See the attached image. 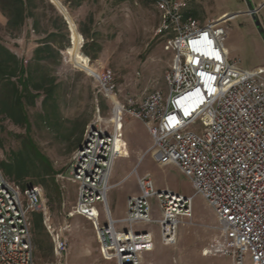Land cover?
<instances>
[{
    "label": "built area",
    "instance_id": "built-area-1",
    "mask_svg": "<svg viewBox=\"0 0 264 264\" xmlns=\"http://www.w3.org/2000/svg\"><path fill=\"white\" fill-rule=\"evenodd\" d=\"M148 1L160 13L157 34L169 35L165 49L173 53L168 92L155 89L141 100L129 97L123 103L112 71L99 75L111 105L112 127L99 117L86 130L70 165L78 191L67 216L89 219L102 257L117 264H141L142 253L153 248L149 231L117 230L107 203L111 170L122 152L118 126L130 115L152 135L155 159L178 165L215 210L220 236L207 252L228 256V264H245L247 256L252 264H264V66L245 68L228 57L224 17L201 23L185 14L182 0ZM198 122L200 127L193 129ZM139 184L141 193L129 198L124 220L131 225L151 221L149 199L156 197L162 241L176 243L179 223L192 216V198L156 189L149 175L139 177ZM32 211L43 212L56 261L35 260ZM48 214L39 186L22 191L0 168V264H62L68 243Z\"/></svg>",
    "mask_w": 264,
    "mask_h": 264
},
{
    "label": "rangeland",
    "instance_id": "rangeland-1",
    "mask_svg": "<svg viewBox=\"0 0 264 264\" xmlns=\"http://www.w3.org/2000/svg\"><path fill=\"white\" fill-rule=\"evenodd\" d=\"M182 1L201 23L223 11H231L224 14L223 20L228 31L225 48L230 49L229 58L245 68L264 65V38L250 10L256 7V15L264 27V0ZM84 4L86 6L74 12L76 26L71 19L70 24H64L50 0H30L28 16L21 27L10 28L4 19L0 20V42L17 54L33 82L52 89L50 98L42 91L36 104L27 106L29 128L0 116V168L5 177L20 185L22 191L29 185L41 188L43 203L54 227L70 225V247L62 264H117L116 260L102 257L89 220L77 215L67 217L76 203L78 191V183L70 174V165L79 148L78 140L84 139L93 122L100 117L104 124L112 127L109 121L111 105L98 75L112 71L118 99L123 103L129 97L141 100L155 89L166 95V74L171 68L173 53L165 49L169 35L157 34L160 18L152 2L85 0ZM87 15L92 21L85 18ZM84 25L90 27L89 38H82L80 34ZM46 45L49 53L44 55H48L36 59L35 49ZM82 52L89 58H83ZM199 127V122L192 126L193 129ZM142 170L151 173L156 186L159 181L162 187L191 197L196 221L209 225L216 223L213 207L196 190L190 178L171 165L161 167L150 154L141 159L138 171L141 173ZM136 180L133 172L123 186L131 183L135 186ZM120 191L118 187L112 192ZM150 202L154 214L157 213L158 199L151 198ZM101 206L97 204L98 210ZM35 212L40 211L30 213L35 260L56 261L54 243L44 216L42 228L34 229ZM189 222L196 225L192 217ZM186 226L181 224L180 227ZM193 227L194 232L188 230L183 236H177L176 250L167 251L160 244L144 258L156 264H170V261L171 264H209L201 260L202 252L218 234L213 235L208 244L207 239H199L197 226ZM148 228L154 232L156 241H160L157 225L151 224ZM211 256L217 258H211L216 264H219L218 259L224 258L222 255ZM245 264H252L250 256L246 257Z\"/></svg>",
    "mask_w": 264,
    "mask_h": 264
},
{
    "label": "crops",
    "instance_id": "crops-1",
    "mask_svg": "<svg viewBox=\"0 0 264 264\" xmlns=\"http://www.w3.org/2000/svg\"><path fill=\"white\" fill-rule=\"evenodd\" d=\"M25 1H26V6H28L30 0H25ZM56 1H57V3H56ZM50 2L53 4L54 7H56V9H57V11L59 13V16L61 17L62 21L63 22L65 21L67 24L71 23L70 19L75 24V22L73 20V18L75 16L74 12L75 11H79L81 9V7L86 6V4H84L85 0H50ZM251 5L252 4H250V6ZM254 8L255 9H253V10L250 9L251 12L254 11L255 13H257L255 6H254ZM183 9H184L185 14H186V12H189V10L185 8V4H184V8ZM230 12L231 11H228V10L227 11H223L222 13H220L218 16H216L214 18H217V17L226 18L224 16V14H227V13H230ZM8 14H9V10L5 7V1L4 0H0V20L4 19L6 21V24L9 21V15ZM27 16H28V10H27ZM191 16H193V15H191ZM26 18H25V20H26ZM85 18L88 19V15ZM159 18H160V13H159ZM25 20H24V22H25ZM81 21H83L84 23L86 22V20H81ZM88 21L90 22V21H92V19L89 18ZM160 21H161V18H160ZM75 26H76V24H75ZM89 28L90 27H87V26L84 25L83 27L80 28V30H82V31L86 30L89 33V31H90ZM88 33L86 34V38H89V34ZM80 34L82 35V38L85 37L82 33H80ZM263 38H264V36H263ZM228 50H230V49H226L225 48V51H226L227 55H228ZM228 57H229V55H228ZM262 66H264V65H262ZM135 124H139L140 126L137 128L135 126ZM144 126L146 127V125L143 123V121H141V120H139L137 118H134V117H132L130 115H126L122 119L121 123L118 126V135H119V137L121 138V141H122V152H121V155L115 159L113 167H112V170H111V174H110L111 188L109 189V192L107 194V203H108V206H109V209H110V212H111V217L114 220H117V222L115 223V227H116L117 230L126 231V230H130L132 228L135 231L144 230V231H149L152 234L153 243H154L153 248L151 250H147V251H144L142 253V255H141V264H156L155 262L148 261L147 259L144 258V256H146L148 253H151L152 251H154L158 247V245H160V244H162L163 247H165V249H167V251L176 250V248L174 247V245H176V243H174V244H165L162 241V238H160V241H156L154 232L152 231V229L148 228L151 224H156L157 227L160 230V237H161V226H160L159 220L162 217V210L160 208V205L158 204L159 205V208L157 210L158 212L154 214V209H153L152 204L150 202L151 198H156V197H151L149 199V203H150V217L152 219L151 221L137 222V223H134L133 225H131L130 223H128L124 219L128 216V200H129V198L132 197V196H137V195H139L141 193V187H140V184H139V177L145 176V175H149V177L151 178V180H152V182H153V184H154L156 189H168V187H162L161 186V182H159V181L157 182V186H156V183H155L154 178L152 177L151 173L149 171H146V170H142V172L140 173L138 171V165H139L141 159L143 158V156L145 154H150L153 157V159L155 160V162L158 163L161 167H166L168 165H171V167H173L175 170H177V171H179L181 173H183V172L179 168V166L176 165L175 163L161 164L155 159L154 155L150 153V149H151V147L153 145V138H152V135L150 134L149 130L147 129V127H146V130L143 129ZM143 131H144V134L142 135L141 133H143ZM78 141L79 142H78V146L77 147L80 146V144L82 143L83 139L81 138ZM133 172L136 173V177H137V180L135 181V186H132L133 183H131V185L123 186L124 181ZM118 187L121 188L120 193L112 192L114 189H116ZM44 206L46 208L45 204H44ZM100 208L101 209L99 210V212L101 213V217H102V214H103L102 222L105 223L106 222V216L104 214L103 206H101ZM77 216H80V217H83V218L87 219L86 217H84L82 215H77ZM194 216H195V214H194V210H193V207H192V216L191 217L194 218V223H196V225L190 224L189 219L191 217H183L181 222L179 223V226H178L177 236H183L185 233H187L189 231L191 232L194 229L193 226H197V231H199V234H198L199 239L201 241H204V240L207 239L208 240V244L212 240V236L213 235H217L218 234L217 237L220 236V230H219L220 222H219L217 214H215L216 223L214 225H211V224L209 225L207 223H200L199 221H196ZM67 217H72V216H67ZM87 220H89V219H87ZM181 224H186L187 226L184 227V228H181L180 227ZM200 224H202V227L200 226ZM69 227H70V225H66V224L64 226L62 225V226L57 227V228L55 227L57 230L58 229L62 230L61 233L67 240V243H68L67 254H68L69 247H70L69 246L70 245L69 244V242H70L69 240L70 239H69V235L68 234L70 233L71 228H69ZM93 228H94V226H93ZM94 230H95V228H94ZM193 232H194V230H193ZM193 232H192V234H193ZM96 238H97V236H96ZM33 241H34V239H33ZM34 247H35V243H34ZM207 248H208V246H206V248L202 252L201 260H203V261L205 260L209 264H216V262L213 263V260H211V258H213V257L211 256V254H209L207 252ZM53 249H54V247H53ZM35 250H36V247H35ZM54 254H55V252H54ZM223 257L224 258L217 260L219 262V264H228L229 261H230V258L228 256H223ZM55 258H56V255H55ZM213 259H217V258H213ZM171 262L172 261H170V264H171Z\"/></svg>",
    "mask_w": 264,
    "mask_h": 264
},
{
    "label": "trees",
    "instance_id": "trees-1",
    "mask_svg": "<svg viewBox=\"0 0 264 264\" xmlns=\"http://www.w3.org/2000/svg\"><path fill=\"white\" fill-rule=\"evenodd\" d=\"M4 1L5 7L9 10V21L7 25L10 28L21 27L27 17L28 6H26V1ZM186 15L194 16V13L189 11L186 12ZM81 33L86 37L88 32L81 30ZM53 34L56 33L53 32ZM47 52L49 53L48 45L38 47L35 49L34 57L36 59H42L48 55H44ZM86 57L89 58L83 53V58ZM42 91L45 92L47 98L52 96V89L45 88L43 83L33 82L31 74L28 72L27 67L21 63L17 54L11 52L9 48L0 42V116L4 119H9L16 125L29 128L30 121L27 106H34L37 99L41 96ZM35 213L33 218L34 229H40L43 226V213Z\"/></svg>",
    "mask_w": 264,
    "mask_h": 264
},
{
    "label": "water",
    "instance_id": "water-1",
    "mask_svg": "<svg viewBox=\"0 0 264 264\" xmlns=\"http://www.w3.org/2000/svg\"><path fill=\"white\" fill-rule=\"evenodd\" d=\"M252 17H253V20L255 22V25L259 29V32L264 36V27L262 25L261 20L257 17V15L254 11L252 12Z\"/></svg>",
    "mask_w": 264,
    "mask_h": 264
},
{
    "label": "bare ground",
    "instance_id": "bare-ground-1",
    "mask_svg": "<svg viewBox=\"0 0 264 264\" xmlns=\"http://www.w3.org/2000/svg\"><path fill=\"white\" fill-rule=\"evenodd\" d=\"M100 75V74H99ZM99 75H98V80H99Z\"/></svg>",
    "mask_w": 264,
    "mask_h": 264
}]
</instances>
